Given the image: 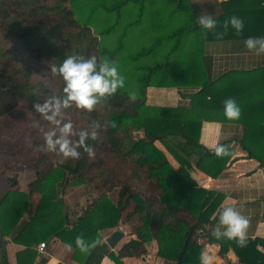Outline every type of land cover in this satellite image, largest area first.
I'll return each mask as SVG.
<instances>
[{"label":"trees","instance_id":"1","mask_svg":"<svg viewBox=\"0 0 264 264\" xmlns=\"http://www.w3.org/2000/svg\"><path fill=\"white\" fill-rule=\"evenodd\" d=\"M147 1L0 0V119L21 125L29 135L27 141L15 145V154L34 155L33 178L26 191L12 190L16 178L11 177L10 190L0 200V264H10L4 239L9 236L25 247L53 239L72 244V257L81 255L82 264H101L105 256L118 264L121 258H140L147 253L150 243L156 245V257L166 262L200 264L199 256L206 244H216L219 257H224L233 246V240L217 239L209 233V221L201 214L199 201L153 143L163 139L211 178L225 167L232 148L228 155L215 156L214 150L198 143L199 117L190 110L151 106L145 101L148 87L209 84L217 87L224 100L238 97L237 93L227 94L223 85L226 75L211 78L210 59L200 56L197 50L196 29L201 28L207 39L215 27L209 30L199 26L197 13L187 0H163L166 7L156 8V13L161 9H169L170 15L178 13L179 24L125 54L127 35L133 40L131 35L142 31L144 20L152 12ZM243 1L250 5L235 7L227 14H241L253 23L250 28L254 29L255 24L264 22V6L259 7L252 0ZM252 15L256 20L251 19ZM223 16L224 13L214 19L215 26ZM69 54L83 58L94 55L98 62L108 59L115 62L124 77V87L102 98L91 112L74 107L64 110L65 119L72 121L77 133L96 131L94 140H85L93 149L92 157L79 146L78 159H64L45 150L43 132L51 126L32 107L50 95L60 94L63 82L58 75L51 74L49 64H59ZM129 92H135L134 100L129 99ZM93 121L98 128L91 127ZM262 125L261 121L246 125L243 130L247 137L238 140V146L248 150L247 155L259 163L264 162V155L251 151L248 143H260L262 138L253 130ZM67 185H83L95 192L69 227L65 225L64 207L58 197L59 186ZM33 196H38L35 208ZM31 210L28 220L18 225ZM135 217L138 223L131 233L136 239L122 245L115 255L103 242L101 232L116 229ZM78 235L86 242L95 239L100 243L80 252L74 243ZM201 235L206 240L199 243ZM45 262V258H40L35 264ZM16 264L26 262L17 257ZM250 264H264V253Z\"/></svg>","mask_w":264,"mask_h":264},{"label":"crops","instance_id":"2","mask_svg":"<svg viewBox=\"0 0 264 264\" xmlns=\"http://www.w3.org/2000/svg\"><path fill=\"white\" fill-rule=\"evenodd\" d=\"M187 1L197 13V21L201 15H212V18L216 19L224 13L221 18L223 21L220 20L215 29L212 32L209 31L214 34L208 33L205 39L201 28H197L195 41L199 55L210 59L211 78L216 79L226 75L223 85L227 94L237 93L238 97L234 99V96L233 99L240 107V117L237 120H228L224 117V99L214 84L200 87H148L145 90V101L151 106L179 107L190 110L193 116L200 119L198 143L212 151L215 145L223 142L232 148L231 156L219 174L211 178L187 161L163 139L155 140L153 144L163 153L168 165L199 201L200 212L209 221L207 228L211 235L213 226L217 223L219 210L224 206L235 207L249 220L245 246L239 247L233 240V246L228 249L225 256L219 257L218 246L213 243L206 244L203 252L210 258V264H250V261L264 253V162L259 163L248 156V150L243 151L238 146V140L240 137H247L243 130L246 125L254 126L261 121L263 125L253 131L256 132L257 137L262 139L260 143L249 142L248 148L256 154L264 155V54L257 55L244 46V40L250 36L264 37V22L255 24L254 29H251L253 23L246 21L240 14L238 17L243 20L244 26L237 33L231 25L227 29L224 25L225 21L233 16V14H227L228 10L248 5L243 0L234 4H229L228 0ZM252 1L259 7L264 6V0ZM147 7L152 12L144 20L143 25L145 28L148 27L144 33L149 38L156 36L157 33L163 35L169 32L181 20V15L178 13L170 15L169 9H161L159 14L156 13V8L166 7L163 0H149ZM254 15H252V20H256ZM249 129L251 131V127ZM20 176L23 175L18 174L16 185L12 190L18 189ZM8 177V172L0 174V200L10 190ZM31 180L32 178H28L25 181V191ZM35 198V196L32 197V202H35ZM62 212L63 217L67 216L70 223L66 225L67 227L71 226L80 215L65 208ZM31 215L32 210L21 218L18 225L27 221ZM132 220L133 218L120 224L116 229L101 232L103 242L113 231L122 232L123 236L114 249L108 247L115 255L122 245L130 239H136V235L131 233ZM4 239L6 258L10 264H16L17 257L25 260L26 264H35L40 258L46 259L45 264H82L84 261L81 255L72 257L74 249L69 250L65 244L56 239L38 242L28 247L13 242L10 236ZM40 243H45L42 252L38 249ZM146 248L147 253L144 256L121 258L119 259L120 264H173V262H166L156 257L154 243H150ZM101 264L118 263L105 256Z\"/></svg>","mask_w":264,"mask_h":264},{"label":"clouds","instance_id":"3","mask_svg":"<svg viewBox=\"0 0 264 264\" xmlns=\"http://www.w3.org/2000/svg\"><path fill=\"white\" fill-rule=\"evenodd\" d=\"M198 23L204 29H213L216 21L212 15H201ZM231 27L239 33L244 26L241 18L233 15L225 21V29ZM244 46L255 54H264V37H248ZM51 74L58 75L63 82L59 95H50L42 103H34L33 110L41 119L51 126L43 132L44 149L61 155L64 159H78L79 146L89 157L94 155L91 145L85 143L86 139L94 140L96 131H74L70 119H65L64 110L75 108L91 112L93 107L105 96L113 95L118 88L124 87V77L119 73L115 62L103 59L98 62L97 57L90 55L83 58L77 55H65L59 64H49ZM135 92H129V99H135ZM240 107L233 98L223 101V115L228 120H237L240 117ZM91 127L96 129L99 125L93 121ZM77 137V139H72ZM217 157L229 154V146L217 144L214 148ZM249 220L233 206H224L219 210L217 223L213 226L212 235L217 239L225 238L235 240L239 247L246 244V230ZM75 246L80 252H87L94 248L99 240L86 242L82 236L75 237ZM69 250L72 244L65 245ZM200 264H210V258L201 252Z\"/></svg>","mask_w":264,"mask_h":264},{"label":"rangeland","instance_id":"4","mask_svg":"<svg viewBox=\"0 0 264 264\" xmlns=\"http://www.w3.org/2000/svg\"><path fill=\"white\" fill-rule=\"evenodd\" d=\"M146 28L148 29V27ZM146 28L143 25L142 31L137 32V34L131 35L134 41L127 35V47L125 48L127 52H125V54L130 53L131 51L138 50L142 44H148L147 41L150 38L144 33V30L146 31ZM28 138V133L21 125H17L0 119V174L3 175L5 172H8L9 177L7 179L9 183L11 182V177H15L17 181L18 174L23 175L19 177L18 189L20 190L17 189L18 192H25V181L28 178H33L32 164L34 155L31 153L20 155L15 154V145H19L27 141ZM58 192V197L61 199L63 207L67 210H71L74 214H81L86 205L92 201L95 195V192L93 190H91L90 188H86L83 185H67L62 187L59 186ZM114 195L115 193H113L111 196L114 198ZM35 197L36 200L34 201L36 203L33 202L32 208H35L38 201V196ZM131 209L132 205L129 207V210ZM131 223L133 224V226L130 227H135L138 223L137 218H133Z\"/></svg>","mask_w":264,"mask_h":264},{"label":"water","instance_id":"5","mask_svg":"<svg viewBox=\"0 0 264 264\" xmlns=\"http://www.w3.org/2000/svg\"><path fill=\"white\" fill-rule=\"evenodd\" d=\"M61 196V194H60ZM65 225H69V221L67 220V216H64ZM123 234L119 230L113 231L111 234H109L105 239L104 242L110 249H114L118 241L122 238Z\"/></svg>","mask_w":264,"mask_h":264},{"label":"built area","instance_id":"6","mask_svg":"<svg viewBox=\"0 0 264 264\" xmlns=\"http://www.w3.org/2000/svg\"><path fill=\"white\" fill-rule=\"evenodd\" d=\"M196 232H197L198 234L201 233L200 230H197ZM204 240H205V237H203L202 235L198 237V242H199V243H202ZM44 247H45V244H44V243H40V244H39V247H38L39 251L42 252L43 249H44Z\"/></svg>","mask_w":264,"mask_h":264}]
</instances>
